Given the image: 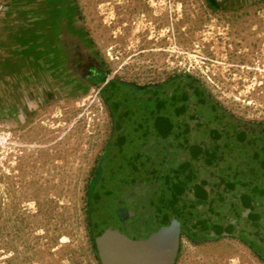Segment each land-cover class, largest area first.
I'll list each match as a JSON object with an SVG mask.
<instances>
[{"label": "rangeland", "instance_id": "374dc122", "mask_svg": "<svg viewBox=\"0 0 264 264\" xmlns=\"http://www.w3.org/2000/svg\"><path fill=\"white\" fill-rule=\"evenodd\" d=\"M71 1L77 42L105 72L92 84L69 68L52 0H0V264H104L90 230V195L121 149L105 94L110 82L139 93L199 86L221 117L264 123V0ZM66 9L58 14L65 18ZM7 29L19 35L8 44L20 53L2 46ZM48 44L66 50L57 65ZM21 55L37 64L26 63L25 76ZM166 143L130 184L161 198L180 186L178 202L192 203L202 172L215 165L178 136ZM256 239L264 245V234ZM173 264H264V246L228 233L184 234Z\"/></svg>", "mask_w": 264, "mask_h": 264}, {"label": "flooded vegetation", "instance_id": "af4514ba", "mask_svg": "<svg viewBox=\"0 0 264 264\" xmlns=\"http://www.w3.org/2000/svg\"><path fill=\"white\" fill-rule=\"evenodd\" d=\"M63 44L62 40L59 49L68 47L69 68L83 82L92 84L105 75L82 44ZM110 83L105 94L119 128L114 136L121 149L114 165L110 161L107 180L94 182L90 195V230L103 263L173 264L184 234L240 235L261 249L264 245L256 244V236L264 234V173L220 139L222 117L205 91L194 86L185 94L164 84L139 93L134 86L124 90L125 85ZM176 136L194 144V151H203L215 165L202 172L204 187L185 205L180 203L182 197L174 202L144 195L143 184H130L145 162L153 158L156 164L161 142L170 144ZM207 144L220 154L207 152ZM169 229L179 233L172 235Z\"/></svg>", "mask_w": 264, "mask_h": 264}, {"label": "water", "instance_id": "95a60500", "mask_svg": "<svg viewBox=\"0 0 264 264\" xmlns=\"http://www.w3.org/2000/svg\"><path fill=\"white\" fill-rule=\"evenodd\" d=\"M210 100L215 106L214 101ZM224 114L221 118V125L224 126L219 129L220 138L228 139L230 146L241 153L242 158L264 173V123H252L232 117L226 112ZM168 231L172 235L179 233L177 229Z\"/></svg>", "mask_w": 264, "mask_h": 264}, {"label": "crops", "instance_id": "0c3cea01", "mask_svg": "<svg viewBox=\"0 0 264 264\" xmlns=\"http://www.w3.org/2000/svg\"><path fill=\"white\" fill-rule=\"evenodd\" d=\"M63 6L67 7V9H66V14L67 15H66L65 18L58 14L59 11H61ZM71 6H72V1L71 0H52V6H48V7H49V9H51L50 19L52 18V19L55 20L53 22V24H52L55 29L57 28L55 31H57L59 29V27H62L63 32L61 33V39L64 36V38L68 39L69 43L73 44L74 42H77L79 37L77 36L78 32H77V30H76V28L74 26L72 15L70 16V8H71ZM61 13L62 12H60V14ZM50 19H49V21H50ZM59 21L61 22L60 26H58V22ZM6 32L7 33L4 34V35H5V37L7 36V38H8L7 41L8 42H6L5 40H2V41H5V43L2 44V46H4L5 48H9L8 50H11L12 52L20 53L23 50V47H21V51H20V49L13 48L12 45L10 46L8 44L9 41L12 40V38L16 39L15 40L16 42H19L20 39H18V37H17L19 35L17 33H14L10 29H7ZM24 36L21 35V37L23 39H24ZM49 36H50L49 37V39H50L51 36H52V33H49ZM53 36H55V33H53ZM54 42H59V40L58 39H53L51 45H53ZM80 44H81V42H80ZM51 45L48 44L49 47H52L51 51H53V54H54L53 62L57 65L58 62L60 61L59 58H58L60 51L57 49V47H53ZM68 54H70V53H68ZM20 59H21V62L19 63V65L17 67V70H20L21 73L23 72L24 76L26 75V70L29 67L28 65H26V63L29 64V65H32L31 68H33V66H37L36 63H32L28 58L23 57V55L20 56ZM20 59H19V61H20ZM55 68L57 69V66ZM21 73H20V75H19V73L18 74L16 73V76L18 75V76L22 77L23 74H21Z\"/></svg>", "mask_w": 264, "mask_h": 264}, {"label": "trees", "instance_id": "16d2710c", "mask_svg": "<svg viewBox=\"0 0 264 264\" xmlns=\"http://www.w3.org/2000/svg\"><path fill=\"white\" fill-rule=\"evenodd\" d=\"M179 187L175 188L174 191H173V193H171V195H169V196L168 195H165L164 197L171 198L174 202L180 201L181 200V197L183 196V194L181 193V190L179 189ZM183 191L185 192V189L184 188H183Z\"/></svg>", "mask_w": 264, "mask_h": 264}]
</instances>
